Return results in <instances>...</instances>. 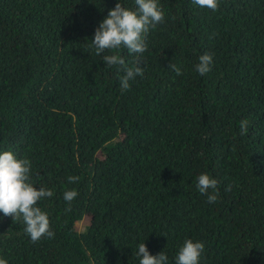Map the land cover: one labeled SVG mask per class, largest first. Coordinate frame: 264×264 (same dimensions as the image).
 Segmentation results:
<instances>
[{"label":"trees","instance_id":"1","mask_svg":"<svg viewBox=\"0 0 264 264\" xmlns=\"http://www.w3.org/2000/svg\"><path fill=\"white\" fill-rule=\"evenodd\" d=\"M117 2L0 0V152L28 158L32 182L53 191L38 206L55 233L34 243L22 218L0 212V257L139 264L144 242L176 264L191 238L205 245L199 264H264V0H219L216 11L159 0L164 22L147 50H118L144 69L127 91L124 66L107 67L92 43ZM204 53L213 61L200 75ZM205 172L215 203L196 187Z\"/></svg>","mask_w":264,"mask_h":264},{"label":"clouds","instance_id":"2","mask_svg":"<svg viewBox=\"0 0 264 264\" xmlns=\"http://www.w3.org/2000/svg\"><path fill=\"white\" fill-rule=\"evenodd\" d=\"M135 9L126 7L118 0L114 8L108 11L107 16L95 30L93 46L97 56L102 55L107 67L124 66L125 75L120 77L121 90L130 88L129 81L137 75L142 76L144 69L139 60L135 66H126L124 58L119 54L121 47L127 48L129 53L142 55L147 50L146 35L150 28H155L164 22L165 13L159 0H134ZM195 5L216 11L219 0H193ZM106 51L114 54H104ZM212 55L204 53L199 56L195 71L205 75L211 70ZM177 75L182 70L175 63H170ZM247 118L240 121V135L248 132ZM31 161L24 157L18 158L11 151L0 152V212L4 216H11L13 221L21 219L25 225V233L32 242L42 238H54L51 230L49 215L38 206V202L46 197H52L53 191L44 187H37L31 180ZM78 176H70V183L79 181ZM218 181L208 173H201L196 178V187L201 194L207 195L209 203H215L219 197ZM211 190V192H209ZM226 191L231 190L228 186ZM76 190H66L63 198L68 203L66 211H71V202L77 197ZM205 245L199 240L186 239L179 248L176 264H199ZM141 257L139 264H167L168 257L164 251L157 255L150 254L144 242L138 245L136 252ZM0 264H8V260L0 257Z\"/></svg>","mask_w":264,"mask_h":264}]
</instances>
